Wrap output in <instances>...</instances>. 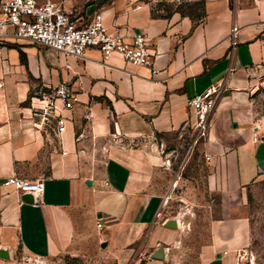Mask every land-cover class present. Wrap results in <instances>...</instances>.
<instances>
[{
  "label": "crops",
  "instance_id": "0c3cea01",
  "mask_svg": "<svg viewBox=\"0 0 264 264\" xmlns=\"http://www.w3.org/2000/svg\"><path fill=\"white\" fill-rule=\"evenodd\" d=\"M51 2L72 13L77 25L101 14L109 29L126 37L143 33L156 74L117 54L106 60L90 50L82 61L25 41L0 45V252L6 255L0 264H20L18 256L35 262L75 256L114 232L126 235L122 247L133 262L143 252L151 259L162 247L166 259L145 264H165L183 224L164 227L171 218H163L155 174L161 158L153 143L183 127L193 130L190 98L212 85L228 89L203 144L219 188L235 192L264 175V118L255 117L249 98L264 84V0H208L200 20L176 12L185 0ZM164 5L174 10L167 15ZM63 83L78 103L67 110L57 102L52 121L63 118L66 128L58 134L35 114L46 105L36 95ZM44 159L51 174L29 176L26 167ZM12 176L42 182L41 197L26 194L21 201L4 185ZM141 232L147 236L138 243ZM210 251L202 256L207 263Z\"/></svg>",
  "mask_w": 264,
  "mask_h": 264
},
{
  "label": "rangeland",
  "instance_id": "374dc122",
  "mask_svg": "<svg viewBox=\"0 0 264 264\" xmlns=\"http://www.w3.org/2000/svg\"><path fill=\"white\" fill-rule=\"evenodd\" d=\"M207 1L191 0L183 10L193 15L206 14ZM167 7L170 11L174 9L173 6ZM32 95L35 96V92ZM249 95L255 117L263 119L264 84L253 89ZM29 102L23 106L28 107ZM50 126H57V122H50ZM205 140L195 143L194 130L183 127L158 136L153 143L161 158V163L155 167V174L166 201L163 218H177L183 224L177 243L168 247L170 256L165 264H264V175L248 187L224 192L214 181V164L203 152ZM46 156L44 152L42 158ZM26 170L32 178L42 179L51 174L52 166L47 165L44 159L41 165L26 167ZM125 236L122 233L116 236L114 232L111 240L91 244L75 256L65 255L42 262L18 256L17 260L20 264L152 262L148 253L147 259L144 258V252L133 262L128 247H122L127 241ZM137 236H141L138 243H142L147 234L141 232ZM208 250H211L213 258L207 263L202 256Z\"/></svg>",
  "mask_w": 264,
  "mask_h": 264
},
{
  "label": "built area",
  "instance_id": "2783aa9c",
  "mask_svg": "<svg viewBox=\"0 0 264 264\" xmlns=\"http://www.w3.org/2000/svg\"><path fill=\"white\" fill-rule=\"evenodd\" d=\"M236 32L234 27V37ZM22 41L82 61L88 58L90 50L98 51L106 60L117 54L127 63L151 67L152 73L156 74L154 55L143 33L126 37L117 27L109 29L101 14H95L87 24L77 25L72 20V13L51 0H0V45ZM227 92L224 84L212 85L189 99L188 106L197 116L193 128L195 143L208 137L217 103ZM36 98L46 103L44 107L35 108V114L45 124L52 122V113L57 110L58 101L67 110H72L78 103L77 95L64 83L40 89ZM56 122L57 133L62 134L66 129L63 118H57ZM4 185L12 187L21 201L26 194L41 197L44 191L42 182L17 176L6 179ZM97 228L101 231L102 223H98Z\"/></svg>",
  "mask_w": 264,
  "mask_h": 264
},
{
  "label": "water",
  "instance_id": "95a60500",
  "mask_svg": "<svg viewBox=\"0 0 264 264\" xmlns=\"http://www.w3.org/2000/svg\"><path fill=\"white\" fill-rule=\"evenodd\" d=\"M91 184V182H89V185ZM164 227L168 228V229H174V230H178L180 229V223L179 220L177 218L174 219H168L167 221H165L164 223ZM3 253V254H2ZM7 253L8 256V252ZM1 256H6L4 254L3 251L0 252ZM220 256V255H219ZM151 259L153 260H157V261H163L166 259V249L160 247L159 249H157L155 251V253L151 256Z\"/></svg>",
  "mask_w": 264,
  "mask_h": 264
},
{
  "label": "trees",
  "instance_id": "16d2710c",
  "mask_svg": "<svg viewBox=\"0 0 264 264\" xmlns=\"http://www.w3.org/2000/svg\"><path fill=\"white\" fill-rule=\"evenodd\" d=\"M188 0H185V2H183L182 4H180V5H178L177 7H176V12H179V13H181L183 16H185V15H187V16H189L190 18H192V19H194V20H200V19H202V18H204L205 16H206V14L205 13H203V14H195V15H193V14H191V13H186L184 10H183V8L188 4V2H187ZM165 6V11H169V13L167 14V15H169L172 11H170V9H169V7H167V6H170V5H164ZM174 7V6H173Z\"/></svg>",
  "mask_w": 264,
  "mask_h": 264
},
{
  "label": "bare ground",
  "instance_id": "6f19581e",
  "mask_svg": "<svg viewBox=\"0 0 264 264\" xmlns=\"http://www.w3.org/2000/svg\"><path fill=\"white\" fill-rule=\"evenodd\" d=\"M180 226H181V221L179 220Z\"/></svg>",
  "mask_w": 264,
  "mask_h": 264
}]
</instances>
